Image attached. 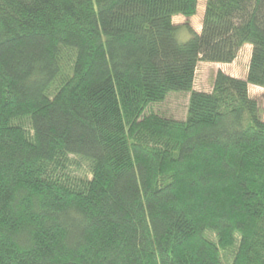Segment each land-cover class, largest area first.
<instances>
[{
	"label": "trees",
	"instance_id": "trees-1",
	"mask_svg": "<svg viewBox=\"0 0 264 264\" xmlns=\"http://www.w3.org/2000/svg\"><path fill=\"white\" fill-rule=\"evenodd\" d=\"M198 6L0 0V264H264V0H206L181 43ZM174 93L185 120L152 111Z\"/></svg>",
	"mask_w": 264,
	"mask_h": 264
},
{
	"label": "rangeland",
	"instance_id": "rangeland-1",
	"mask_svg": "<svg viewBox=\"0 0 264 264\" xmlns=\"http://www.w3.org/2000/svg\"><path fill=\"white\" fill-rule=\"evenodd\" d=\"M205 6L206 0H199L196 16L192 18L177 16L174 18V23L178 27L175 35L179 42L185 43L190 39L191 35L187 26H191L196 31H201ZM251 50L252 48L250 46H245L241 50L237 60L232 64L200 63L197 70L196 90L211 91L214 78L219 71H223L233 77L245 78L249 66ZM249 94L251 98L257 100L259 103L261 117L264 120V88L250 85ZM188 101L189 94L174 93L171 94L165 102L153 105L152 111L165 117L182 121L185 120L187 116Z\"/></svg>",
	"mask_w": 264,
	"mask_h": 264
},
{
	"label": "crops",
	"instance_id": "crops-1",
	"mask_svg": "<svg viewBox=\"0 0 264 264\" xmlns=\"http://www.w3.org/2000/svg\"><path fill=\"white\" fill-rule=\"evenodd\" d=\"M197 32H199V31H197ZM249 46V45H248ZM251 47V46H250ZM251 56V55H250ZM248 71V70H247ZM246 76H247V74H246ZM246 78V77H245Z\"/></svg>",
	"mask_w": 264,
	"mask_h": 264
}]
</instances>
